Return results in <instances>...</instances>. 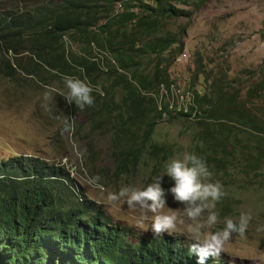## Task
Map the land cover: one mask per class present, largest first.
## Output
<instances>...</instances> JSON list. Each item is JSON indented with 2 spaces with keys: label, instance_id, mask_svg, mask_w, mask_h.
<instances>
[{
  "label": "trees",
  "instance_id": "trees-1",
  "mask_svg": "<svg viewBox=\"0 0 264 264\" xmlns=\"http://www.w3.org/2000/svg\"><path fill=\"white\" fill-rule=\"evenodd\" d=\"M209 1L0 0V74L35 77L46 85L68 75L101 87L103 95L92 93V106L72 103L70 110L83 113L93 132L111 135L113 173L97 174L89 145L92 176L106 186L138 177L144 158L161 170L171 150L152 143L165 118L158 98L161 86L174 82L170 69L185 52L181 37L168 27L191 19ZM225 89L213 97L192 89L191 113L169 117L190 118L197 111L195 121L211 136L239 123L264 144V115L254 108L264 82L250 86L244 100ZM201 153L209 165L225 162L217 151ZM71 175L65 166L35 157L0 163V264H197L181 239L141 237L114 222ZM207 264L228 263L218 258Z\"/></svg>",
  "mask_w": 264,
  "mask_h": 264
},
{
  "label": "rangeland",
  "instance_id": "rangeland-1",
  "mask_svg": "<svg viewBox=\"0 0 264 264\" xmlns=\"http://www.w3.org/2000/svg\"><path fill=\"white\" fill-rule=\"evenodd\" d=\"M168 30L181 37L182 51L187 53L182 63L176 59L170 69L171 79L185 93H193L194 89L200 96L213 97L220 88H226L227 92H240L239 97L244 100L250 86L264 82V0H210L191 19L171 22ZM103 54L106 53L100 52L98 56ZM197 71L202 73L195 80ZM24 79V75L11 80L0 74V163L23 156L65 166L89 199L98 202L114 222L131 228L141 237L153 236L151 220L139 227L141 210L130 209L126 198L110 204L108 194L117 193L124 186L144 188L163 175L167 204L161 211L177 216L176 231L165 234L188 245L184 206L167 191L174 185L164 175L167 161L162 163L161 170H156L154 161L144 158L138 177L122 178L110 186L99 180L102 187L96 186L91 183L94 177L89 145L95 150L97 174L113 173L111 135L93 132L83 113H71V104L60 94L68 91L64 80L54 79L46 85L35 77ZM45 93L50 97L49 110L42 107ZM254 108L263 117L264 92ZM66 120L71 124L69 130H65ZM79 123L81 129L77 128ZM232 126L231 131H214L211 136L194 119L165 117L157 125L152 143L166 145L171 150L170 158L186 151L198 156L205 155L201 152L212 155L217 151L225 158L222 164L206 162L212 180L219 181L224 191L215 205L220 222L213 230L223 228L225 217L238 220L241 212L249 213L251 220L243 235L234 233L226 242L219 259L228 264H264V144L262 137L252 136L255 131H241L239 123ZM204 215L206 218L207 212Z\"/></svg>",
  "mask_w": 264,
  "mask_h": 264
},
{
  "label": "clouds",
  "instance_id": "clouds-1",
  "mask_svg": "<svg viewBox=\"0 0 264 264\" xmlns=\"http://www.w3.org/2000/svg\"><path fill=\"white\" fill-rule=\"evenodd\" d=\"M67 93L61 92L68 104L75 103L79 109L94 104L92 93L95 91L103 95L102 90L94 87L87 78L81 79L65 75L63 77ZM49 95L45 93L42 107L49 110L47 101ZM74 119V118H72ZM71 124L65 121V130H69ZM167 175L174 181V185L167 191L175 201L182 204L184 222L187 223V232L184 234L189 241L188 251L190 255L197 257V264H207L209 259H218L224 252L226 242L230 241L233 234L243 235L251 220L249 213L241 212L238 220L225 217L223 228L213 230L220 222L219 213L215 211V205L224 196L223 186L219 181L212 180V172L206 161L195 153L184 152L171 157L166 165ZM100 177L92 178L91 183L98 187ZM163 175L156 177L152 183L144 188L124 186L117 193H109L108 203H114L126 198L130 209H139L143 213L137 221L141 228L146 220H151L150 229L153 237H159L167 233L173 234L177 228V216L163 213L161 210L167 204L166 190L162 187ZM207 216L205 218V213ZM147 213L153 215L149 217Z\"/></svg>",
  "mask_w": 264,
  "mask_h": 264
},
{
  "label": "built area",
  "instance_id": "built-area-1",
  "mask_svg": "<svg viewBox=\"0 0 264 264\" xmlns=\"http://www.w3.org/2000/svg\"><path fill=\"white\" fill-rule=\"evenodd\" d=\"M186 58L187 53L183 52L177 57V62L182 63ZM158 101L159 109L163 111L164 117L179 113L190 114V105H194V95L190 92L185 93L179 87V83L174 81L169 88L165 85L161 86ZM196 112L191 114L190 119L196 120Z\"/></svg>",
  "mask_w": 264,
  "mask_h": 264
}]
</instances>
